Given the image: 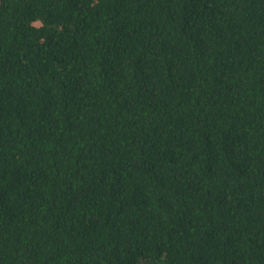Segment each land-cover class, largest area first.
Instances as JSON below:
<instances>
[{
    "label": "trees",
    "instance_id": "16d2710c",
    "mask_svg": "<svg viewBox=\"0 0 264 264\" xmlns=\"http://www.w3.org/2000/svg\"><path fill=\"white\" fill-rule=\"evenodd\" d=\"M0 264H264V0H0Z\"/></svg>",
    "mask_w": 264,
    "mask_h": 264
}]
</instances>
